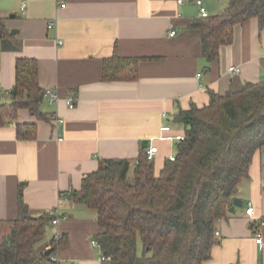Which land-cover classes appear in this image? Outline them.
Returning <instances> with one entry per match:
<instances>
[{
	"label": "crops",
	"instance_id": "crops-1",
	"mask_svg": "<svg viewBox=\"0 0 264 264\" xmlns=\"http://www.w3.org/2000/svg\"><path fill=\"white\" fill-rule=\"evenodd\" d=\"M200 1L207 16L229 2ZM0 17L11 33L0 41V104L11 102L19 58L38 61L45 91L41 117L20 108L0 123V240L18 217L21 189L34 215L51 211L59 218L42 245L59 234L56 255L63 264H111L92 242L100 232L96 212L64 192L78 191L107 159L130 160L133 168L150 144L158 147L159 171L175 154L176 141L163 137L183 134L174 121L179 109L209 104L210 92L264 80V25L257 17L237 24L233 41L207 61L193 26L204 18L198 0H0ZM115 58L139 59L136 77L104 80V64ZM232 66L241 72L231 73ZM163 125L171 130L161 131ZM235 198L242 206L216 222V244L204 264H264V149L254 153Z\"/></svg>",
	"mask_w": 264,
	"mask_h": 264
},
{
	"label": "trees",
	"instance_id": "trees-1",
	"mask_svg": "<svg viewBox=\"0 0 264 264\" xmlns=\"http://www.w3.org/2000/svg\"><path fill=\"white\" fill-rule=\"evenodd\" d=\"M253 17L263 27L264 0H229L221 13L193 23L201 31L203 57L217 60L220 46L233 41L234 27ZM9 36L0 17V41ZM138 63L106 61L103 79L132 80ZM38 68L34 58L17 60L0 123L20 108L42 116ZM174 121L183 126L184 139L175 143V159L168 157L159 171L146 151L133 168L130 160L107 159L78 191L62 194L96 212L100 232L94 238L111 264H204L211 258L216 222L227 217L254 153L264 149V80L225 94L210 92L209 104L179 109ZM54 218L51 211L34 215L20 189L18 217L0 240V264H55L50 257L62 239L40 246Z\"/></svg>",
	"mask_w": 264,
	"mask_h": 264
},
{
	"label": "built area",
	"instance_id": "built-area-1",
	"mask_svg": "<svg viewBox=\"0 0 264 264\" xmlns=\"http://www.w3.org/2000/svg\"><path fill=\"white\" fill-rule=\"evenodd\" d=\"M59 3H60V5L62 7L65 6V4L63 2L60 1ZM198 4L200 5V12H201L202 16H204V17L207 16L208 15L207 10L202 5V2L200 0H198ZM54 24H55L54 21H49L48 22V27L49 28H52L54 26ZM174 33L175 32L173 31L172 34H174ZM229 71L231 73L238 74V73L241 72V68L240 67H237V66H232V67L229 68ZM46 95L49 96V99L51 101H53V102L54 101H57V99H58L57 95L54 94V93H52V92H50V91H48ZM67 103L69 104L70 107L74 106V102L71 99H68L67 100ZM163 116H166V114L164 113ZM170 130H171V127L169 125H163V126H161V131H163V132H167V131H170ZM163 138L166 139V140H169V141H180V140H183L184 139V135L181 134V133H177V134H173V135H166ZM157 153H158V147L156 145H154V144H150L149 147L146 149V156H147V159L150 160V161H153L156 158ZM169 158H170V160H174L175 159V154H171L169 156ZM252 212H253V207H252V205L250 203L249 204V207L246 209V214L251 215ZM58 222H59V218L58 217H55L52 220L51 224L52 225H57ZM55 238L56 239H59L60 238V235L59 234H56L55 235ZM92 242L95 245H98L99 246V244L97 243L96 240H93ZM256 242L259 243V244L262 242V235H261V233H258L257 234ZM50 258H51V260L55 264H63L62 261H61V259L56 254L55 255H51ZM101 260H108V261H110L111 260V257L105 256L104 254H102Z\"/></svg>",
	"mask_w": 264,
	"mask_h": 264
},
{
	"label": "water",
	"instance_id": "water-1",
	"mask_svg": "<svg viewBox=\"0 0 264 264\" xmlns=\"http://www.w3.org/2000/svg\"><path fill=\"white\" fill-rule=\"evenodd\" d=\"M236 206H242V201L235 198L233 200V205L230 207V211L231 212H234V209H235ZM50 254H51V249H49V250L46 251V255L47 256L50 255Z\"/></svg>",
	"mask_w": 264,
	"mask_h": 264
},
{
	"label": "rangeland",
	"instance_id": "rangeland-1",
	"mask_svg": "<svg viewBox=\"0 0 264 264\" xmlns=\"http://www.w3.org/2000/svg\"><path fill=\"white\" fill-rule=\"evenodd\" d=\"M210 1H213V3H215V2L218 3V2H219V0H216L215 2H214V0H210ZM131 164H132V166H133V165H134V162L131 161ZM40 244H41V243H40ZM40 246H42V244H41Z\"/></svg>",
	"mask_w": 264,
	"mask_h": 264
}]
</instances>
